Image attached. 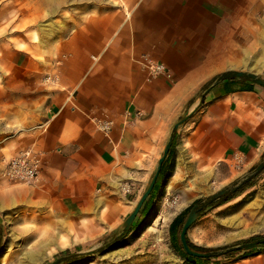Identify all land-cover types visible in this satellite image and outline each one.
Masks as SVG:
<instances>
[{
	"label": "crops",
	"instance_id": "1",
	"mask_svg": "<svg viewBox=\"0 0 264 264\" xmlns=\"http://www.w3.org/2000/svg\"><path fill=\"white\" fill-rule=\"evenodd\" d=\"M252 2L0 0V154L43 157L36 183L0 180V212L21 203L48 217L132 213L187 113L158 188L264 159V88L216 83L250 72L233 36ZM259 250L249 264H264Z\"/></svg>",
	"mask_w": 264,
	"mask_h": 264
},
{
	"label": "rangeland",
	"instance_id": "2",
	"mask_svg": "<svg viewBox=\"0 0 264 264\" xmlns=\"http://www.w3.org/2000/svg\"><path fill=\"white\" fill-rule=\"evenodd\" d=\"M242 16H245L246 24L236 28L233 45L248 52L243 66L250 71L248 73L264 79V0L249 3ZM12 156L0 154V180L6 181L2 175L1 157L10 159ZM261 163L264 159L257 164L237 160L201 170V176L189 180V184L165 183L150 197L145 210L137 216L130 235L115 249L61 264H238L244 263L243 259L247 260L245 263H252L238 253L189 262L177 248L180 234L178 242L172 241L170 226L181 214L185 223L195 204L238 184ZM182 179L186 183V178ZM137 202L132 203L134 207ZM126 211H132V208L128 207ZM45 213L21 203L9 205L0 212V264H51L64 256L104 247L121 233L124 221L131 214L126 212L120 218L105 216L100 219L48 217ZM105 213L108 214V210ZM260 237H264V169L249 178L238 192L206 209L188 233L190 242L205 251L225 249Z\"/></svg>",
	"mask_w": 264,
	"mask_h": 264
},
{
	"label": "water",
	"instance_id": "3",
	"mask_svg": "<svg viewBox=\"0 0 264 264\" xmlns=\"http://www.w3.org/2000/svg\"><path fill=\"white\" fill-rule=\"evenodd\" d=\"M234 78L246 79V80H248L252 83H255V84L264 88V79L259 77L257 74L248 73V72H244V71H229V72L221 75L217 79L216 83L224 81V80H228V79H234ZM188 117H189V113H187L185 115V118L182 121L178 122L174 126L173 131L171 133L170 140L167 144L164 156L159 162V167H158L155 175L151 179V182H150L146 192L142 195L141 199L137 202L132 213L124 221L122 228H121V233L117 237H115L113 241H111L110 243H108L104 247H101V248H98L95 250H91V251H87V252H79V253L71 254L68 256H64V257H61L58 260L54 261L51 264H61L64 261L71 260L74 258L83 257V256L91 257V256H95L97 254L103 253V252L111 251V250L115 249L125 238H127L130 235L131 230H132V226H133L137 216L141 212L145 202L150 197V195L152 194V192L156 186V183H157L158 178H159L160 173H161L163 162H164L166 156L168 155L170 148L173 144L176 131L179 128V126L183 123V121L186 120ZM262 169H264V163H261L260 165H258L250 175L246 176L238 184L231 186V187H227L225 189H222L221 191H219V192L211 195L210 197H208L207 200H205L203 203L195 204L191 208V210H190V212H189V214L185 220V223L183 225L181 233H180V242H181L182 248L188 256L196 258V259H213V258H220V257H224V256H227L230 254L238 253L240 251H251V250H254L257 248L264 247V237H260L256 240L245 242V243H242V244H239L236 246H232V247H228L225 249L199 251V250L194 249L190 245L189 238H188L189 230L196 223V221L201 217V215L205 212L206 209L210 208L212 206V204H214L216 201H218V200L224 201L228 197H230L231 195L238 192L240 190V188L249 180V178L256 176ZM1 240H2V237H1V232H0V243H1Z\"/></svg>",
	"mask_w": 264,
	"mask_h": 264
},
{
	"label": "built area",
	"instance_id": "4",
	"mask_svg": "<svg viewBox=\"0 0 264 264\" xmlns=\"http://www.w3.org/2000/svg\"><path fill=\"white\" fill-rule=\"evenodd\" d=\"M144 67L153 74H165L166 67L145 59ZM43 165V157L32 149L24 150L10 158L3 170V177L12 182L34 184L39 180Z\"/></svg>",
	"mask_w": 264,
	"mask_h": 264
},
{
	"label": "trees",
	"instance_id": "5",
	"mask_svg": "<svg viewBox=\"0 0 264 264\" xmlns=\"http://www.w3.org/2000/svg\"><path fill=\"white\" fill-rule=\"evenodd\" d=\"M157 189H158V187L155 186V188H154V190H153V192H152V195H153V193H154ZM150 197H151V195H150ZM150 197L147 199V201L145 202V204L149 201ZM145 204H144V206H143L141 212H143V211L145 210ZM183 224H184V219H183L182 214L179 215L178 217H176V218L173 220V222L171 223V226H170V235H171V239H172V241L178 242V235L180 234V232H181V230H182ZM255 240H256V239H255ZM178 243H179V244H178L179 246H177L178 251L180 252V254H181V255H182L187 261H189V262H193L194 260H196V258L190 257V256H188V255L184 252V250H183V248H182V245H181L180 241H179ZM189 243H190V245H191L194 249L199 250V251H205L204 249H202V248H200V247L194 245L193 243H191L190 240H189ZM262 248H264V247H262ZM262 248H257V249L251 250V251H240V252H238V254H241V255H243L244 257H248V256H250L254 251L259 250V249H262ZM199 260H200V259H199ZM201 260H203V261H209L210 259H201Z\"/></svg>",
	"mask_w": 264,
	"mask_h": 264
},
{
	"label": "bare ground",
	"instance_id": "6",
	"mask_svg": "<svg viewBox=\"0 0 264 264\" xmlns=\"http://www.w3.org/2000/svg\"><path fill=\"white\" fill-rule=\"evenodd\" d=\"M157 208V207H156ZM154 212V211H153ZM161 212V211H160Z\"/></svg>",
	"mask_w": 264,
	"mask_h": 264
}]
</instances>
